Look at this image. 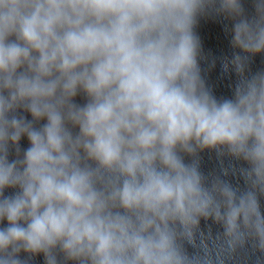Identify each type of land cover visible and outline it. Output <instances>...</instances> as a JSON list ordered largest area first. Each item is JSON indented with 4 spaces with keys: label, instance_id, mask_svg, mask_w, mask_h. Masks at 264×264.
<instances>
[{
    "label": "clouds",
    "instance_id": "9594fccd",
    "mask_svg": "<svg viewBox=\"0 0 264 264\" xmlns=\"http://www.w3.org/2000/svg\"><path fill=\"white\" fill-rule=\"evenodd\" d=\"M201 19L230 37L231 98ZM256 55L264 0H0V264H264ZM205 150L242 185L209 180Z\"/></svg>",
    "mask_w": 264,
    "mask_h": 264
},
{
    "label": "water",
    "instance_id": "95a60500",
    "mask_svg": "<svg viewBox=\"0 0 264 264\" xmlns=\"http://www.w3.org/2000/svg\"><path fill=\"white\" fill-rule=\"evenodd\" d=\"M232 52L233 50L228 49L202 48V55L207 57V59H201L200 61L202 74L208 87L218 99L231 98L233 95L235 77L231 74L224 73L221 66L222 60L224 58H230ZM212 59H215L216 61L215 66L211 63ZM261 70H264V55H256L252 58L251 71L255 73ZM21 143L25 149L30 146L26 138L22 139ZM221 160L223 161V167L229 170L227 176H223L221 173ZM199 165L200 171L209 180L214 176H221L222 179L231 181L233 185L238 183H241L242 185V181H239L238 177L232 174V170L229 167L230 165H233L236 169H239L242 166V162L240 161L234 160L228 156L218 157L216 151L205 150L199 154ZM262 205H264V201H262ZM200 227L205 231L211 229L213 234L220 231L219 226L212 221H201ZM189 251L191 252L193 249L189 248ZM246 255L248 257L247 264H253L255 256L251 254L250 250H248ZM243 257L244 254H242V258L238 264H244ZM35 264H43V258L37 257Z\"/></svg>",
    "mask_w": 264,
    "mask_h": 264
}]
</instances>
